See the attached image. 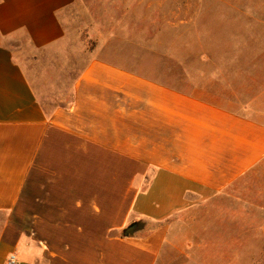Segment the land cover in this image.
<instances>
[{"label":"crops","instance_id":"crops-1","mask_svg":"<svg viewBox=\"0 0 264 264\" xmlns=\"http://www.w3.org/2000/svg\"><path fill=\"white\" fill-rule=\"evenodd\" d=\"M111 1L217 54L93 58L48 108L21 59L63 40L76 0H0V264H264V0Z\"/></svg>","mask_w":264,"mask_h":264},{"label":"rangeland","instance_id":"rangeland-1","mask_svg":"<svg viewBox=\"0 0 264 264\" xmlns=\"http://www.w3.org/2000/svg\"><path fill=\"white\" fill-rule=\"evenodd\" d=\"M112 5L111 0H76V4L62 18L63 40L39 52L34 60H29L26 55L20 58L37 97L46 106L69 99L74 76L93 58L107 56L136 67H142L144 62L156 68L162 64L173 71L177 62L188 60L199 52L217 54L216 50L191 48L192 34L168 31L167 18L153 16L151 31L147 32L143 30L142 17L113 16L112 13L118 11L112 9ZM134 22L136 31L129 25ZM248 84L252 87L253 83ZM250 195L253 201L264 206V168L252 181ZM249 215L264 214L252 209ZM177 221L180 224L177 225ZM187 222L189 217L185 215L174 218L171 222L173 231L177 226L182 227L183 223L190 229Z\"/></svg>","mask_w":264,"mask_h":264},{"label":"built area","instance_id":"built-area-1","mask_svg":"<svg viewBox=\"0 0 264 264\" xmlns=\"http://www.w3.org/2000/svg\"><path fill=\"white\" fill-rule=\"evenodd\" d=\"M6 264H16V258L14 254L8 256Z\"/></svg>","mask_w":264,"mask_h":264},{"label":"water","instance_id":"water-1","mask_svg":"<svg viewBox=\"0 0 264 264\" xmlns=\"http://www.w3.org/2000/svg\"><path fill=\"white\" fill-rule=\"evenodd\" d=\"M135 228H136V225H131V226H129V227L125 230L124 234L126 235V234H129V233H132V232L135 230Z\"/></svg>","mask_w":264,"mask_h":264},{"label":"trees","instance_id":"trees-1","mask_svg":"<svg viewBox=\"0 0 264 264\" xmlns=\"http://www.w3.org/2000/svg\"><path fill=\"white\" fill-rule=\"evenodd\" d=\"M81 70H82V69H81ZM81 70H79V71L77 72V74L74 76L73 81H72V85H73L74 81L77 79V77L79 76ZM71 90H72V88H70V91H71ZM39 101H41L40 98H39Z\"/></svg>","mask_w":264,"mask_h":264}]
</instances>
